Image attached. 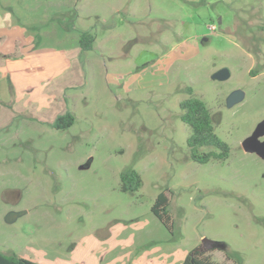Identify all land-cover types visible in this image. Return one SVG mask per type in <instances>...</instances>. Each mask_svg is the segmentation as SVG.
<instances>
[{
  "label": "rangeland",
  "instance_id": "374dc122",
  "mask_svg": "<svg viewBox=\"0 0 264 264\" xmlns=\"http://www.w3.org/2000/svg\"><path fill=\"white\" fill-rule=\"evenodd\" d=\"M195 1L0 0L34 45L70 60L42 84L44 107L26 93L0 111V252L80 264L83 246L104 263L123 249L101 256L103 235L129 232L138 257L207 237L226 244L210 251L216 261L264 264V159L241 147L264 120V0ZM82 31L92 49H80ZM221 68L229 76L212 78ZM234 89L243 99L227 106ZM190 96L208 107L226 159L190 157L179 107ZM66 112L73 124L55 128ZM125 169L140 174L137 191L120 189ZM161 191L168 226L150 210Z\"/></svg>",
  "mask_w": 264,
  "mask_h": 264
},
{
  "label": "crops",
  "instance_id": "0c3cea01",
  "mask_svg": "<svg viewBox=\"0 0 264 264\" xmlns=\"http://www.w3.org/2000/svg\"><path fill=\"white\" fill-rule=\"evenodd\" d=\"M193 2L195 0H186ZM198 1H195V3ZM9 11V10H7ZM10 12V11H9ZM11 13V12H10ZM0 10V111L2 108H16L24 95L28 93L30 102L43 106L46 95H38L43 85L47 86L55 76L64 74L70 67V60L61 52L53 49L41 47L38 43L34 45L33 36L26 34L24 25L12 21L8 14L1 15ZM79 38V36H78ZM40 47H39V46ZM27 102H23L26 104ZM42 107V108H43ZM122 233H124L122 235ZM129 232H109L103 235L102 243L99 240L94 242V246L99 244L106 247H99L101 256L109 253L112 249L122 248L110 259L101 263V259L94 255H89L88 249L82 246L78 250L76 263L80 264H180L188 251L169 250V256L154 258L150 256L138 257L135 250L127 251L125 246H130L132 239ZM94 241V240H92ZM130 248V247H129ZM86 254L88 256H86ZM26 257V256H24ZM27 258V257H26ZM30 259V258H29ZM35 261V260H34ZM41 264H57L49 260L39 262ZM66 264H75L73 261H66Z\"/></svg>",
  "mask_w": 264,
  "mask_h": 264
},
{
  "label": "trees",
  "instance_id": "16d2710c",
  "mask_svg": "<svg viewBox=\"0 0 264 264\" xmlns=\"http://www.w3.org/2000/svg\"><path fill=\"white\" fill-rule=\"evenodd\" d=\"M94 35L89 31L79 34L78 43L81 50L92 49ZM189 93L192 92L188 88ZM181 109L180 119L189 126V135L186 143L190 157L199 162L206 163L210 160H223L229 155V146L215 133V124L212 115L204 103L198 97L190 96L179 103ZM74 116L70 112L58 115L53 126L66 128L73 124ZM202 147H209L207 151H201ZM120 189L122 191H137L142 185L140 174L135 169H125L119 174ZM167 196L164 191L157 194L150 210L153 215L165 226L170 224L171 218L167 211ZM226 249V247L224 248ZM223 249V250H224ZM211 250H203L201 244L191 248L180 264H235V262L216 261L210 254ZM229 259L228 256H226ZM0 264H41L14 252H0Z\"/></svg>",
  "mask_w": 264,
  "mask_h": 264
},
{
  "label": "water",
  "instance_id": "95a60500",
  "mask_svg": "<svg viewBox=\"0 0 264 264\" xmlns=\"http://www.w3.org/2000/svg\"><path fill=\"white\" fill-rule=\"evenodd\" d=\"M229 76V71L226 68H221L215 71L212 74V78L214 79H226ZM244 92L241 89L232 90L227 98V106H232L235 103L241 101L243 99ZM264 135V120H261L252 133L246 136L242 143L241 147L245 152L256 153L262 159H264V138L259 140L260 136ZM201 248L203 250H212V249H221L223 250L226 244L223 241L213 240L207 237H202L200 240Z\"/></svg>",
  "mask_w": 264,
  "mask_h": 264
},
{
  "label": "flooded vegetation",
  "instance_id": "af4514ba",
  "mask_svg": "<svg viewBox=\"0 0 264 264\" xmlns=\"http://www.w3.org/2000/svg\"><path fill=\"white\" fill-rule=\"evenodd\" d=\"M264 138V135L263 136H260L259 137V140H262ZM226 247V246H225ZM212 250H214V249H212ZM218 250H221V249H218Z\"/></svg>",
  "mask_w": 264,
  "mask_h": 264
},
{
  "label": "built area",
  "instance_id": "2783aa9c",
  "mask_svg": "<svg viewBox=\"0 0 264 264\" xmlns=\"http://www.w3.org/2000/svg\"><path fill=\"white\" fill-rule=\"evenodd\" d=\"M209 28H210V29H214L215 26H214V25H209Z\"/></svg>",
  "mask_w": 264,
  "mask_h": 264
}]
</instances>
